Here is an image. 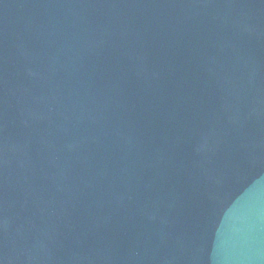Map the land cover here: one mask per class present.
<instances>
[{
  "label": "water",
  "instance_id": "95a60500",
  "mask_svg": "<svg viewBox=\"0 0 264 264\" xmlns=\"http://www.w3.org/2000/svg\"><path fill=\"white\" fill-rule=\"evenodd\" d=\"M0 264H264V0H0Z\"/></svg>",
  "mask_w": 264,
  "mask_h": 264
}]
</instances>
